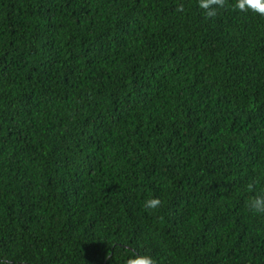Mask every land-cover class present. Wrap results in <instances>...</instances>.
Segmentation results:
<instances>
[{
	"label": "trees",
	"instance_id": "trees-1",
	"mask_svg": "<svg viewBox=\"0 0 264 264\" xmlns=\"http://www.w3.org/2000/svg\"><path fill=\"white\" fill-rule=\"evenodd\" d=\"M235 4L0 0V264H264V16Z\"/></svg>",
	"mask_w": 264,
	"mask_h": 264
},
{
	"label": "clouds",
	"instance_id": "clouds-1",
	"mask_svg": "<svg viewBox=\"0 0 264 264\" xmlns=\"http://www.w3.org/2000/svg\"><path fill=\"white\" fill-rule=\"evenodd\" d=\"M226 0H198V7L205 10V16L208 18L217 15V8H224ZM234 9L240 11L251 10L261 16H264V0H236ZM178 11L183 12V6H178ZM247 190L253 189V184L246 185ZM161 200L157 197H152L144 202L143 207L146 210H154L161 205ZM247 207L255 212L264 214V195L254 196L246 202ZM127 264H155V261L150 256H136L127 261Z\"/></svg>",
	"mask_w": 264,
	"mask_h": 264
}]
</instances>
